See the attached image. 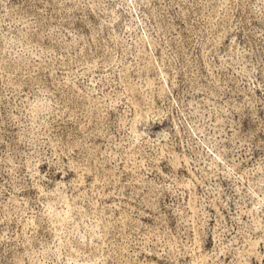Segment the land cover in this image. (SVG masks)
<instances>
[{
    "label": "rangeland",
    "instance_id": "1",
    "mask_svg": "<svg viewBox=\"0 0 264 264\" xmlns=\"http://www.w3.org/2000/svg\"><path fill=\"white\" fill-rule=\"evenodd\" d=\"M0 264H264V0H0Z\"/></svg>",
    "mask_w": 264,
    "mask_h": 264
},
{
    "label": "bare ground",
    "instance_id": "2",
    "mask_svg": "<svg viewBox=\"0 0 264 264\" xmlns=\"http://www.w3.org/2000/svg\"><path fill=\"white\" fill-rule=\"evenodd\" d=\"M203 260V259H202Z\"/></svg>",
    "mask_w": 264,
    "mask_h": 264
}]
</instances>
